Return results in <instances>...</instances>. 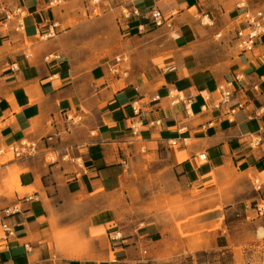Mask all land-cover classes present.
<instances>
[{
    "label": "crops",
    "instance_id": "0c3cea01",
    "mask_svg": "<svg viewBox=\"0 0 264 264\" xmlns=\"http://www.w3.org/2000/svg\"><path fill=\"white\" fill-rule=\"evenodd\" d=\"M110 1L128 13L0 0V264H138L177 221L208 237L222 220L216 247L264 229L246 221L264 201V35L233 39L247 6Z\"/></svg>",
    "mask_w": 264,
    "mask_h": 264
},
{
    "label": "rangeland",
    "instance_id": "374dc122",
    "mask_svg": "<svg viewBox=\"0 0 264 264\" xmlns=\"http://www.w3.org/2000/svg\"><path fill=\"white\" fill-rule=\"evenodd\" d=\"M239 4L246 5L251 9L264 8V0H238ZM64 2L58 3L63 5ZM82 15H86L82 5L80 6ZM112 8V9H110ZM109 10L117 14L127 10L121 5L115 8L110 0H91L88 8L90 16L102 15ZM204 22H208L205 18ZM52 156V154H49ZM11 158V154L8 155ZM47 159V158H46ZM253 178L251 177V180ZM253 180H258L254 178ZM197 189H194L196 192ZM254 210L246 212V221L249 222L255 216ZM195 217V215H194ZM183 221H177L178 228L176 236L164 238L163 243L158 249H141V259L138 264H264V229H259L256 234L243 229L230 232L224 231L229 242L222 247L213 244L218 225H223L222 220H216L213 226L208 228L209 236L201 232H184L180 229ZM216 224V225H215ZM180 239H192V242L180 243Z\"/></svg>",
    "mask_w": 264,
    "mask_h": 264
},
{
    "label": "built area",
    "instance_id": "2783aa9c",
    "mask_svg": "<svg viewBox=\"0 0 264 264\" xmlns=\"http://www.w3.org/2000/svg\"><path fill=\"white\" fill-rule=\"evenodd\" d=\"M61 1L62 0H51L53 4H58ZM123 13L125 14V12H122V14ZM148 14L152 21L155 23V25L160 26L164 23L163 16L158 9L151 8L148 11ZM236 19L237 25L233 29L234 45L236 49L240 52L250 51L252 50L253 45L259 39V37L264 35V8L260 7L256 9H251L249 7H246ZM50 56L58 58L56 54ZM45 59H47V57H45ZM220 90L221 100L219 102H226L227 100H229L232 96V91L223 89L222 86L220 87ZM241 106L242 103L237 104V107ZM133 110L138 111V109H136L134 106ZM155 123L159 124V121L157 120L155 121ZM33 150V144L26 140H22L17 145H13L10 147V151L14 156L29 154ZM2 152L3 150L0 149V153ZM252 185L255 191L259 192L261 190V183L258 180H253ZM254 208L256 214L264 215V201H261L260 203L255 205ZM5 211L8 213L12 212L11 209H6ZM1 227L5 232V236L12 234V228L6 223H2ZM120 237V233L114 231L111 236V239H118Z\"/></svg>",
    "mask_w": 264,
    "mask_h": 264
}]
</instances>
